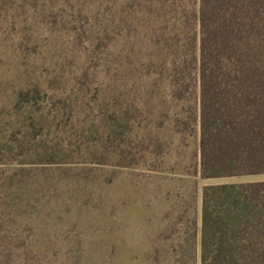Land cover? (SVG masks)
<instances>
[{
    "label": "rangeland",
    "instance_id": "obj_1",
    "mask_svg": "<svg viewBox=\"0 0 264 264\" xmlns=\"http://www.w3.org/2000/svg\"><path fill=\"white\" fill-rule=\"evenodd\" d=\"M58 1L28 0L1 17L0 137L5 140L18 129L14 117L24 119L29 135L40 133L48 141L61 131L67 136L66 114L57 112L50 125L38 123L36 115L49 113L51 119L60 100L75 111L73 119L90 121L102 111L100 92L105 109L122 92L125 102L139 109L134 139L144 132L143 118L151 127L162 121L151 132L164 148L159 155L156 150L144 155L132 168L67 163L58 170L13 175L0 167V175H11L12 184L0 197V251L7 249L10 264L191 263L197 254L201 186L264 180V175L199 179L196 127L172 131L173 115L184 117L194 99L170 102L157 74L165 54L154 41L162 32L164 37L172 33L168 3L145 0L127 12L124 3H115L112 12L122 7L119 19L124 22L116 15L114 23L122 27L116 35L110 23L112 1L93 0L82 16L76 14L81 0L62 8ZM128 11L129 21L124 20ZM173 26L180 28L178 21ZM147 71L157 73L144 79ZM21 91L27 94L19 98ZM85 104L90 109L83 112ZM37 137L29 146L39 143Z\"/></svg>",
    "mask_w": 264,
    "mask_h": 264
},
{
    "label": "trees",
    "instance_id": "obj_2",
    "mask_svg": "<svg viewBox=\"0 0 264 264\" xmlns=\"http://www.w3.org/2000/svg\"><path fill=\"white\" fill-rule=\"evenodd\" d=\"M72 1L79 2H58L62 8ZM109 1L110 23L117 28L113 34L119 35L122 27L114 19L116 15L121 17L122 7L112 12V5L124 3L127 12L145 0ZM156 1L168 3L174 14L172 33L164 37L162 32L154 41L155 45L161 44L160 50L165 54L164 67L156 73L165 82L170 102L187 103L194 99L184 117L173 115L172 131L190 132L196 127L199 179L264 175V0ZM27 2L0 0V20L8 8ZM78 4L82 9L76 14L82 16L93 0ZM130 18L128 11L124 20ZM176 21L180 28L173 26ZM113 38L110 36L109 41ZM95 72L89 75L96 77ZM156 73L147 71L143 78ZM82 75L86 77L87 73ZM104 75L108 76V72ZM23 94L27 92L17 95L20 98ZM100 95L102 111L90 121L86 116L73 119L75 111L66 101H58L60 105L53 109L49 120V113L39 112L37 122L49 121V125L57 112L66 114L69 134L62 136L61 131L60 136L49 141L40 138V133L29 135L24 130V119L14 117L12 122L18 124V129L5 140L0 137V167L13 175L24 170H58L67 163L132 168L144 155L154 150L157 155L163 152V142L156 132H151L161 128L162 121L151 127V121L143 118L144 132L136 141L133 127L139 124V109L125 102L122 92L113 95L105 109V94ZM88 109L85 104L83 112ZM36 136L39 143L29 146ZM9 178L11 175H0V197L11 190ZM23 188H27L24 182ZM196 234V260L182 264H264V180L202 185ZM0 264H10L5 248L0 251ZM31 264L37 263L32 260Z\"/></svg>",
    "mask_w": 264,
    "mask_h": 264
}]
</instances>
